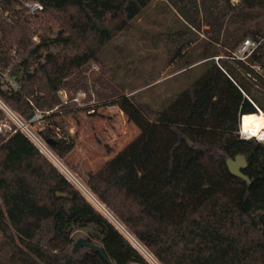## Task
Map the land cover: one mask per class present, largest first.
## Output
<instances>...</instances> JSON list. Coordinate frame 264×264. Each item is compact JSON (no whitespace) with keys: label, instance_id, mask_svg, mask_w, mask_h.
I'll return each mask as SVG.
<instances>
[{"label":"trees","instance_id":"16d2710c","mask_svg":"<svg viewBox=\"0 0 264 264\" xmlns=\"http://www.w3.org/2000/svg\"><path fill=\"white\" fill-rule=\"evenodd\" d=\"M24 1L43 10L31 15ZM155 1L0 0V101L24 125L43 123L38 136L61 161L76 145L63 118H80L61 92L84 90L73 76ZM165 2L181 23L165 35L173 58L191 42L179 38L203 31L211 40L200 74L161 108L106 97L100 105L117 106L139 134L88 175L89 190L66 170L135 247L0 106L10 126L0 133V264H150L142 254L155 264H264V143L239 134L240 115L264 112V72L253 69L264 70V0ZM57 24L54 39L34 40ZM246 38L260 41L247 63L236 61L246 73L213 59L217 45L233 52ZM238 155L251 183L228 169ZM77 230L88 235L74 253Z\"/></svg>","mask_w":264,"mask_h":264},{"label":"rangeland","instance_id":"374dc122","mask_svg":"<svg viewBox=\"0 0 264 264\" xmlns=\"http://www.w3.org/2000/svg\"><path fill=\"white\" fill-rule=\"evenodd\" d=\"M232 1L237 2V0ZM179 27H181V23L175 11L169 9L165 1L157 0L145 14L135 20L131 28L120 33L102 51L98 61L90 62L73 76L72 79L76 84L84 85L85 89L71 93L64 90L60 94L62 100H69L73 108L80 109L78 120L73 116L63 118L67 130L76 143L74 150L64 161L58 159L48 149L45 142L39 138L38 131L44 127L43 123L37 122L32 126L24 125L13 112L5 109L8 118L48 156L77 189L80 190V187L69 178L64 172L65 170H68L87 187L88 175L97 172L139 134V129L128 121L117 106L100 105L107 102L106 97L115 95L114 92L117 91L132 96L139 103H148L154 108H161L168 103L170 97L189 85L200 74L202 67L194 66L201 63L199 59L204 45L211 40L203 31L193 32L183 40L179 38L177 41L189 39L191 42L183 57L173 58L165 44V35ZM58 31V24L50 31L40 30L35 34L34 40H40V33L54 39ZM217 47L220 52L213 57L216 62L218 61L215 57H224L221 60L229 61L240 72L246 73L235 60L228 58L230 51L221 48L220 45ZM60 48H53L52 51L57 52ZM188 63H192L191 66L187 67ZM190 67L193 68L190 69ZM263 72L264 70L261 68L260 73ZM246 77L249 78L247 74ZM4 79L12 85L17 84L11 77L4 76ZM4 88H7L6 84ZM0 106H2L1 103ZM2 107L4 108V106ZM2 122L0 121V125ZM9 127L6 124V129ZM241 131V127H239L240 136H242ZM80 191L92 204L90 198L85 195V193L88 196L89 194L84 190ZM96 209L102 213L98 208ZM103 212L111 218L105 209ZM104 216L131 243L130 234L126 228V232L121 231L118 224L116 225L120 229L106 215ZM87 235L88 230H77L73 233L75 240L85 239ZM142 256L152 264L143 254Z\"/></svg>","mask_w":264,"mask_h":264},{"label":"built area","instance_id":"2783aa9c","mask_svg":"<svg viewBox=\"0 0 264 264\" xmlns=\"http://www.w3.org/2000/svg\"><path fill=\"white\" fill-rule=\"evenodd\" d=\"M22 5L27 10V12L31 15L38 14L39 12L43 10V5L39 2L24 1ZM259 44H260V41L253 40L251 38H246L233 52H230V55H228V58H232L235 61H241V62L247 63L249 57L258 48ZM223 58L224 57H215V59L218 62L219 60ZM253 69L258 73L261 72V66L259 65H254ZM0 103L2 104L1 101ZM2 106H4V108ZM2 106L1 107L4 110L7 109L8 111H10L5 105L2 104ZM41 118H42V114L37 113L35 120H40ZM3 128H6V125L4 126L0 125V133L3 131ZM241 135H242L241 137H243L244 139L251 138V137H246L247 135L243 134L242 131H241Z\"/></svg>","mask_w":264,"mask_h":264},{"label":"bare ground","instance_id":"6f19581e","mask_svg":"<svg viewBox=\"0 0 264 264\" xmlns=\"http://www.w3.org/2000/svg\"><path fill=\"white\" fill-rule=\"evenodd\" d=\"M241 130L248 137H257L264 142V112L260 111L245 115L241 124ZM64 172L70 177L66 170Z\"/></svg>","mask_w":264,"mask_h":264},{"label":"water","instance_id":"95a60500","mask_svg":"<svg viewBox=\"0 0 264 264\" xmlns=\"http://www.w3.org/2000/svg\"><path fill=\"white\" fill-rule=\"evenodd\" d=\"M256 111L260 112V109L256 107ZM245 115H240L239 117V127H241L243 118ZM227 166L230 171V173L236 177L242 178L243 180L247 181L248 183H251L250 179L242 173V169L246 167V161L245 159L241 156L238 155L236 158L233 159H228L227 160ZM58 197H64V194L57 193ZM86 244V241L84 239H79L77 243L75 244V247L73 249V252L76 253L82 246Z\"/></svg>","mask_w":264,"mask_h":264},{"label":"crops","instance_id":"0c3cea01","mask_svg":"<svg viewBox=\"0 0 264 264\" xmlns=\"http://www.w3.org/2000/svg\"><path fill=\"white\" fill-rule=\"evenodd\" d=\"M162 2L165 1V0H161ZM123 113V112H122Z\"/></svg>","mask_w":264,"mask_h":264}]
</instances>
